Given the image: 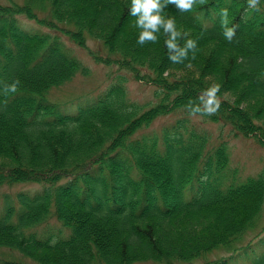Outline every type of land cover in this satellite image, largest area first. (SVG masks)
I'll use <instances>...</instances> for the list:
<instances>
[{
    "label": "trees",
    "instance_id": "trees-1",
    "mask_svg": "<svg viewBox=\"0 0 264 264\" xmlns=\"http://www.w3.org/2000/svg\"><path fill=\"white\" fill-rule=\"evenodd\" d=\"M224 7L230 26L239 25L231 42L222 34ZM45 8L43 16L36 11ZM129 8L130 0L0 3V184L43 185L33 196H18V224L10 223L11 205L0 213V246L40 264L190 262L214 249L240 248L259 226L264 168L240 184L204 179L228 161L225 147L203 154L201 143L178 126L181 120L162 134L133 136L169 112L187 114L189 100L219 83L221 106L209 119L264 146V0L260 11L248 8L247 0H205L183 13L167 5L178 30L188 33L180 44L197 41L195 58L189 53L179 64L168 59L162 34L157 43L137 44ZM18 14L63 29L80 46L96 40L98 49L90 51L96 61L154 85L158 101L148 107L131 101L120 76L96 100L65 112V103L48 93L88 68L58 36L20 30ZM14 83L16 91L4 94ZM194 180L197 191L185 200L183 191ZM52 209L71 228L67 238L48 244L24 232ZM252 264H264V253Z\"/></svg>",
    "mask_w": 264,
    "mask_h": 264
},
{
    "label": "clouds",
    "instance_id": "clouds-1",
    "mask_svg": "<svg viewBox=\"0 0 264 264\" xmlns=\"http://www.w3.org/2000/svg\"><path fill=\"white\" fill-rule=\"evenodd\" d=\"M204 4L205 0H130L129 15L136 18L135 26L139 29L137 44L143 46L148 43H157L159 35L166 37L165 47L168 52V59L172 63H184L191 58H195L197 51V41L194 39H185L183 45L180 40L187 37V32H181L176 26L175 17L167 14L165 8L173 4L181 12H191L194 6ZM247 6L250 9L260 11L261 0H247ZM221 28L224 38L231 42L236 36L238 24L229 23V9L227 7L220 9ZM243 62V58H241ZM221 85L212 83L204 89L196 101L189 100L185 105L186 110L192 117L214 116L220 109L221 98L219 92ZM4 94L9 91H16V84L8 85L4 88Z\"/></svg>",
    "mask_w": 264,
    "mask_h": 264
},
{
    "label": "rangeland",
    "instance_id": "rangeland-1",
    "mask_svg": "<svg viewBox=\"0 0 264 264\" xmlns=\"http://www.w3.org/2000/svg\"><path fill=\"white\" fill-rule=\"evenodd\" d=\"M88 45L89 47L94 48L97 43L96 41L94 42V40L91 39L88 40ZM78 49L79 50H77V52L79 56L83 60H85V63L88 64L91 68L90 75L75 76L71 81L64 84L62 87L54 89L50 93L51 98L64 99L74 98L78 96H96L111 81L113 73L109 76L105 75L107 66H104L100 63H96L93 59L88 56L87 52L84 49ZM119 72L128 77L127 82H125V86L127 88L131 100L142 103L151 99V92L154 88L152 85L144 83L141 80H133L129 77L125 70L123 71L121 69V71ZM186 72L187 71H178L180 75H183ZM174 118L175 115L169 114L168 116L156 119L155 122L144 131L151 129L158 130L162 125L172 122ZM195 120L199 121V118L196 117ZM203 127H205L209 131H212L214 137H216L220 133V129L217 124L206 122L203 124ZM221 138L225 139L228 144L230 155L229 165L232 168H236L241 173V175L245 176L249 174L248 176H251L254 175V172H256L259 168H262V166L264 165V161L262 160L264 158V148L257 144L254 139L241 135L235 136L233 134H229L225 127H223V133L221 134ZM5 190L12 191V189H10L8 186L5 187ZM261 224H264V211L262 215ZM9 255L14 256L13 253H9L7 256ZM22 260L27 261L24 264H35V262H33L32 260Z\"/></svg>",
    "mask_w": 264,
    "mask_h": 264
}]
</instances>
